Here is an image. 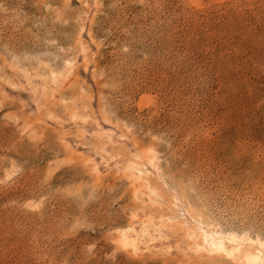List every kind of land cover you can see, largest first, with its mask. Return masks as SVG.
I'll return each mask as SVG.
<instances>
[{
  "label": "rangeland",
  "instance_id": "374dc122",
  "mask_svg": "<svg viewBox=\"0 0 264 264\" xmlns=\"http://www.w3.org/2000/svg\"><path fill=\"white\" fill-rule=\"evenodd\" d=\"M148 150L141 193L264 240V0H0V264H243Z\"/></svg>",
  "mask_w": 264,
  "mask_h": 264
},
{
  "label": "bare ground",
  "instance_id": "6f19581e",
  "mask_svg": "<svg viewBox=\"0 0 264 264\" xmlns=\"http://www.w3.org/2000/svg\"><path fill=\"white\" fill-rule=\"evenodd\" d=\"M156 158V155L151 150H148L147 152H145L144 156L142 155L138 157V160L133 163L134 165L132 168L134 169V172L132 173V176L135 193H141V190L139 189V181L141 179H147L150 175L156 177L157 179L162 181V183H166L162 174L160 173ZM144 194L147 195L148 202H150L152 206L156 208H168L171 210L172 213L166 215L164 220H166L168 224L179 222L181 223V225H184L185 230H187V236L192 241V248L198 255L199 253H205L207 255H219L224 257L226 256L233 259L237 258L243 264H264V240L260 239L259 237L252 238L245 234H235L230 232L229 235H227L212 230L210 227L205 225L206 223L204 224L202 221H200L201 219L199 220L195 218L192 213H190V211L185 207L181 196H179L176 192H173V197L170 203L166 199H164L163 196H161L158 192L152 189V187L149 188ZM119 235V242L122 246L126 248L137 247L135 239H133L132 237H128L124 233H121ZM130 235L131 234H129V236ZM140 239L142 238L140 237ZM244 245H248L249 248H253L254 250L249 252H240V248Z\"/></svg>",
  "mask_w": 264,
  "mask_h": 264
}]
</instances>
